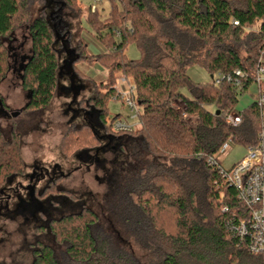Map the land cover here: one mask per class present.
Masks as SVG:
<instances>
[{"label":"trees","instance_id":"1","mask_svg":"<svg viewBox=\"0 0 264 264\" xmlns=\"http://www.w3.org/2000/svg\"><path fill=\"white\" fill-rule=\"evenodd\" d=\"M33 1L0 0V81L9 69L4 40ZM43 2L26 25L30 49L17 67L27 92L25 109H42L59 95L68 96L72 109L86 86L73 68L79 59L89 57L107 71L101 82L89 79L94 92L86 105L93 112L75 111L89 124L82 127L107 143L93 148L105 190L93 207L52 218V242L37 247L31 264H260L230 231V221L246 218L248 208L207 159L228 138L256 146L264 130L257 104L264 82L254 83L258 61L264 64V0H108L105 18L91 7L84 17L94 39L106 46L96 55L74 38L60 14L66 7L80 23L79 2ZM129 43L138 58L125 56ZM194 64L208 72V81L189 77L187 68ZM217 74L231 79L215 83ZM121 76L134 86L136 129L115 130L120 116L108 115V102L118 100L112 87ZM250 88L251 103L237 110ZM174 100L182 102V112ZM233 111L241 117L235 126L226 121ZM16 135L12 129L7 140L0 129V186L23 168ZM86 150L78 154L87 157ZM107 152L112 157L106 167Z\"/></svg>","mask_w":264,"mask_h":264},{"label":"rangeland","instance_id":"2","mask_svg":"<svg viewBox=\"0 0 264 264\" xmlns=\"http://www.w3.org/2000/svg\"><path fill=\"white\" fill-rule=\"evenodd\" d=\"M80 4L81 14L80 23H78L77 12L71 11L66 7H60V14L65 15L71 34L79 38L87 45L88 53L99 54L106 51V46L100 44L94 39L89 27L84 20L88 14V9L97 8L98 12L103 13L105 18L109 9L108 0H77ZM232 2H240V0H230ZM43 0H34L29 4L28 10L23 16L16 17V25L13 31L4 40L3 46L8 47L9 57L6 76L0 81V94L8 107L19 112L27 103L26 91L22 88L17 67L20 63V57L27 55L30 49V40L26 25L31 17L37 14L38 9L43 4ZM62 17V15H61ZM80 25V26H79ZM128 59H136L139 56L138 50L134 43H129L124 51ZM73 68L78 73L84 84V88L78 92L76 97L77 103H73L70 107L68 96H55L48 106L33 111L23 110L19 117L14 121L4 114H0V129L8 140L10 138L11 124L14 123L13 130L16 132V140L19 148V155L22 162V170L19 174H15L9 178L14 179L18 176L29 175L36 166H59V169L66 172L67 175H58L50 181H46L38 185L35 189L34 198L37 202L28 205L25 202L20 203V207L14 211H1L5 215H0V264H31L32 255L31 247H35L36 239H40L45 243L52 242L51 235L42 234L46 232L44 224L46 222L34 221L33 218L45 217V213L49 215L47 218H59L62 214L78 212L84 206L93 207V204L100 198L105 190V184L102 179V170L99 166L94 165L93 158L98 160L97 151L104 144V138L100 140L93 136L88 127H82L88 124L83 116L77 115L78 110H86L93 112L86 103L88 97L93 94L89 79L95 82L105 80L107 71L100 67L97 62H93L89 57L79 59L74 62ZM72 68V70H73ZM187 74L194 82H205L210 79L208 72L199 65H192L187 68ZM131 87L134 98L133 84L121 76L117 83L112 87L118 100H110L108 102V115L112 117L119 115L130 123L131 129L139 127L137 119H132L133 111L126 104L121 92ZM253 88L249 89L244 95L239 97L236 109L242 110L247 107L252 99ZM188 95L187 90L182 91ZM131 97V96H130ZM88 98V99H87ZM83 100V102H82ZM173 107L179 111H183V104L180 100L172 102ZM185 119L191 122L196 121V116L185 114ZM81 128V129H80ZM107 143L104 144V146ZM82 149L86 150L87 157H82L78 152ZM96 150V149H95ZM246 152V147L232 143L221 155L216 153L215 157L219 158V163L225 169H228L233 163L237 162ZM112 152L105 154L106 163L112 157ZM221 155V156H220ZM264 157V151H263ZM100 158V157H99ZM9 180L0 186V196L2 189L7 185H12ZM33 178L20 179L24 185L29 187L33 185ZM12 200V199H11ZM9 200V201H11ZM82 201H84L82 203ZM82 203V205H80ZM34 217H33V216ZM27 216V218L25 217ZM51 222V221H50ZM50 224V223H48ZM40 246V245H37ZM58 251V250H57ZM60 255V254H59Z\"/></svg>","mask_w":264,"mask_h":264},{"label":"built area","instance_id":"3","mask_svg":"<svg viewBox=\"0 0 264 264\" xmlns=\"http://www.w3.org/2000/svg\"><path fill=\"white\" fill-rule=\"evenodd\" d=\"M237 23V22H234ZM235 76H244L239 70L233 72ZM230 80V76L217 74L214 82L219 83L222 79ZM264 82V64L259 60L254 75V83L260 87ZM126 104L133 111L132 119L136 118L137 108L132 98L133 91L131 87L121 92ZM131 96V97H130ZM257 104L261 107V115L264 122V92L258 90ZM185 116V114H184ZM226 121L235 126L241 121L240 114L237 111L229 113ZM115 130H130V123L123 119H116L113 122ZM231 139L224 142L217 153L223 154L230 146ZM264 130L258 134V143L256 146H248L246 153L230 168L225 169L219 163V158L208 157L207 162L210 165L218 167L219 174L224 178L228 186L236 190V197L249 210L248 216L236 218L230 221V231L232 236L245 243L246 248L252 254L260 257V264H264ZM220 155V156H221ZM222 211L226 207L222 206Z\"/></svg>","mask_w":264,"mask_h":264},{"label":"flooded vegetation","instance_id":"4","mask_svg":"<svg viewBox=\"0 0 264 264\" xmlns=\"http://www.w3.org/2000/svg\"><path fill=\"white\" fill-rule=\"evenodd\" d=\"M21 58V57H20ZM21 60V59H20ZM17 70V69H16ZM70 71V70H69ZM72 73V70L70 71ZM0 114H4L7 117L11 118L13 121L19 117L20 113L24 110L27 111V109H25V106L22 108V110L19 112L18 111H14L12 109H10L8 107V105L5 103L3 97L0 94ZM26 98H27V92H26ZM34 110H31V113ZM14 123L12 122L11 124V130L14 127ZM58 175L61 176H65L67 175L66 172L62 171L61 169H59V166H36L33 167V171L31 174L29 175H22V177L20 179L23 180V178L29 177V178H33V185H31L30 187L28 185H24L23 182L20 181L18 176H15L14 179L9 180V183L12 185H7L6 187H4L2 189V195L0 196V210L3 211H14L17 208L20 207V203L21 202H25L28 205H32L34 203L37 202V199L34 198V192L35 189L38 188L37 186L40 185L43 182L46 181H50L53 178H56ZM12 199V200H11ZM11 200V201H9ZM84 201H82L83 203ZM82 203H80V205H82ZM0 211V215L3 216L5 215L4 213H2ZM45 217H43L42 215L40 217L37 218H33L34 221H43L46 223L44 224L45 229H47L46 232L41 231L42 234H45V237H47V235H50V231H49V224L51 221V218H47V216L49 215L48 213L44 214ZM33 216V215H32ZM27 218V216H25ZM34 217V216H33ZM37 243H35V247H31V255L33 257L34 251L36 249H38L37 247H42V245H48L47 243H45L44 241L40 240V239H36ZM40 245V246H37ZM51 247V246H49ZM33 259V258H32Z\"/></svg>","mask_w":264,"mask_h":264},{"label":"water","instance_id":"5","mask_svg":"<svg viewBox=\"0 0 264 264\" xmlns=\"http://www.w3.org/2000/svg\"><path fill=\"white\" fill-rule=\"evenodd\" d=\"M76 59V57H74L69 63H68V70H72L71 64L72 62Z\"/></svg>","mask_w":264,"mask_h":264},{"label":"crops","instance_id":"6","mask_svg":"<svg viewBox=\"0 0 264 264\" xmlns=\"http://www.w3.org/2000/svg\"><path fill=\"white\" fill-rule=\"evenodd\" d=\"M245 153H246V152H245ZM244 155H245V154H244ZM218 158H220V157H218ZM235 163H236V162H235ZM233 164H234V163H233ZM233 164H232V165H233ZM220 165H221V164H220ZM232 165H231V166H232ZM231 166H230V167H231ZM230 167H229V168H230Z\"/></svg>","mask_w":264,"mask_h":264}]
</instances>
